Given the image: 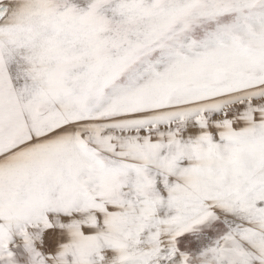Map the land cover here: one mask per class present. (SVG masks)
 Listing matches in <instances>:
<instances>
[{
	"label": "snow or ice",
	"instance_id": "snow-or-ice-1",
	"mask_svg": "<svg viewBox=\"0 0 264 264\" xmlns=\"http://www.w3.org/2000/svg\"><path fill=\"white\" fill-rule=\"evenodd\" d=\"M0 264H264V0H0Z\"/></svg>",
	"mask_w": 264,
	"mask_h": 264
}]
</instances>
